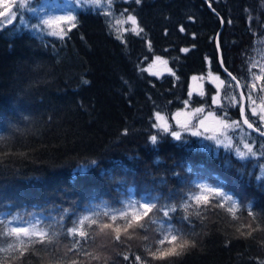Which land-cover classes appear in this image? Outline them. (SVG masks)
I'll return each mask as SVG.
<instances>
[{"label": "trees", "instance_id": "16d2710c", "mask_svg": "<svg viewBox=\"0 0 264 264\" xmlns=\"http://www.w3.org/2000/svg\"><path fill=\"white\" fill-rule=\"evenodd\" d=\"M114 5L137 17L142 35L124 32L121 43L108 17L90 6L75 10L77 26L64 40L25 28L18 17L0 28V219L35 213L50 223L63 208L90 214L88 208L103 201L113 209L128 199L175 204L191 195L187 189L198 181H207L237 201V218L226 209L198 208L194 202L187 211L178 208L173 215H190V223L170 222L195 248L153 260L143 234L160 235L161 220L150 214L145 227L122 231V244H115V233H110L102 251L98 236L86 251L101 260L81 254L80 264H133L141 254L150 264H264V177L257 179L264 137L247 130L258 155L241 160L192 135L178 141L152 126L154 114L169 116L189 99L192 76L227 77L220 69L221 55L224 69L238 79L246 76L245 57L264 29V0H141L139 5L128 0ZM155 56L167 61L170 73L147 72ZM204 94L192 95L191 104H210L208 83ZM229 113L240 121L237 108ZM152 135H158L155 145ZM249 210L259 215L254 219ZM72 218H66L68 226ZM116 223L123 228V220ZM11 255L0 253V260ZM30 264H48V258H33Z\"/></svg>", "mask_w": 264, "mask_h": 264}, {"label": "snow or ice", "instance_id": "6c2138e0", "mask_svg": "<svg viewBox=\"0 0 264 264\" xmlns=\"http://www.w3.org/2000/svg\"><path fill=\"white\" fill-rule=\"evenodd\" d=\"M87 2L94 6H101V0H87ZM113 2L114 0H107L109 8H111ZM134 3L139 5L141 0H134ZM24 6L23 2L19 5L21 8ZM209 6L211 7V4ZM2 9L0 17L16 15L15 12L11 11L12 4L8 3L7 0L2 4ZM105 15L109 14L105 13ZM121 17L115 20V24L121 26L116 29L120 33L116 36L117 40L124 43L122 33L128 31L135 35H142L144 29L138 25L135 15L125 9L121 13ZM75 19L71 15L59 18H42L39 25H32V28L40 29V25H43L45 28L52 29V31L47 32V35L64 40L68 33L73 28H76ZM8 22L11 23V19ZM63 22L70 23L67 32L63 28L58 27ZM221 23H224V21H221ZM227 23H231V21H227ZM124 24H130L132 27L130 29L123 28ZM180 30L182 32L185 31L184 28ZM40 31H43V29H40ZM216 48L217 50H222V44L219 41L216 43ZM149 50L151 51V44H149ZM181 51L188 52L189 49L184 48ZM155 59L167 64V61L162 60L160 56H156ZM212 59L214 60L215 57ZM249 63L253 69L259 67V74L251 72L250 69L253 80L251 85L246 82L242 84L240 79L237 76H233L231 72H228V77H231L230 80H222L219 76H215L213 79L218 80L220 85L225 86V88L245 89L239 96L230 97L229 105L238 109L240 121L247 129L257 133L259 137H264V96H254L256 92H264V86L257 88L255 83L257 81L264 82V64L258 65L255 60H250ZM220 65L222 67L225 66L222 55ZM225 71L227 72L226 67ZM193 79L196 78L194 77ZM243 79L247 81V77ZM233 81H235V84H233ZM84 83H87V81H84ZM199 95L204 97L205 94L201 91ZM211 99L212 104L216 106L212 110L206 111V108L201 106L192 109L187 114L188 118L183 121L179 119L182 115L181 112L176 113L172 118L176 120V124L179 127L186 132H190L192 136L211 133L210 135H204V139L214 141L217 146L222 145L225 150L234 153L241 160L257 157L258 153L254 150L253 144L245 140L242 135H237L238 132L243 133L244 129L240 121L231 120L229 117L227 111L229 105L221 103L219 88L217 89V95L212 96ZM245 99L248 103H245ZM257 99L260 100L259 104H257ZM190 103H195L191 92H189V99L184 100L185 107ZM204 104H207V100L204 101ZM258 108L259 111H257ZM249 109L251 110V116L248 115ZM253 117H256V119H253ZM210 119L215 121L216 127L210 128L208 126L207 121ZM163 120L164 117L157 112L156 121ZM152 126L170 134L175 140L183 139L179 131L170 129L166 123H154ZM221 137L223 138L221 139ZM150 141L155 145L158 142V135H152ZM241 144L246 151L241 149ZM261 147H264V145H261ZM259 155L264 157V151L260 152ZM90 163L95 164V161H90ZM259 167L261 168V176L257 177L258 180L264 177V163L259 164ZM196 189H199V192ZM187 191L191 195L182 196L175 204H161L159 201L145 203L129 199L127 202L122 201L120 208L113 209L107 201H103L100 204L89 207L88 212L90 214H77L72 208H63L57 216L50 217V223L40 220L35 213H18L12 219L5 217L0 219V253H12V255L5 260H0V264H8L9 260L13 261L14 264H30L33 258L43 260L44 257L48 258V264H80L79 257L81 254L90 257L91 260L100 261L101 256L98 253L86 251L88 247L95 245L98 236L109 237L110 233L105 230H111L112 233H115L114 237H111L115 244H122L124 242L122 231L123 233H128L130 229L136 231L145 227L147 224L145 217H150V214L158 216L161 220V227L158 230L160 233L158 236L143 234V239L147 244L145 250L148 254L153 260H165L182 256L195 248L196 244L182 229L177 228L170 222L174 219H179L181 222L190 223V215L183 217L173 215L178 208H184L187 211L192 206L190 202H194L198 208L202 204L210 207L216 206L226 209L227 213L232 214L233 219L237 218L236 211L238 208L237 201L223 192L221 187L199 183L195 184L191 189H187ZM246 207L250 209L251 205ZM161 212L162 215H159ZM196 215L199 216V212ZM248 215L255 219L259 214H254L249 210ZM69 216L73 217L71 226L66 224V218ZM104 218L111 222H105ZM118 219L124 221L123 228H121L119 223H116ZM14 220H18L22 226H13ZM237 232L240 235H244L239 229H237ZM69 253H71V257H69ZM123 260L129 261V256L125 255ZM105 264H107V261H105ZM133 264H150V262L141 254L135 256Z\"/></svg>", "mask_w": 264, "mask_h": 264}, {"label": "rangeland", "instance_id": "374dc122", "mask_svg": "<svg viewBox=\"0 0 264 264\" xmlns=\"http://www.w3.org/2000/svg\"><path fill=\"white\" fill-rule=\"evenodd\" d=\"M124 2V1H128V0H114L111 8L108 7L107 4V0H101V6H94L91 3L87 2V0H7L8 3L12 4V9L11 11L15 12L16 15L15 16H7V17H0V28L4 27L5 25H9L13 22V20L18 17L19 18V24L23 25L25 28L31 29L34 32L37 33H44L47 34V32L52 31V29H48L45 28V26L40 25V29H43V31H40V29H33L32 25H39V22L42 18H59V17H64V16H74V12L76 9H82L85 7L90 6L93 9H98L100 10L102 13H108L109 15H106L108 17V20L111 24V26L114 28V30L116 31L117 28L121 27L119 25L115 24V20L116 19H120L121 17V13L124 12L125 8H121L119 7V9H116V6L114 5L115 2ZM5 2V0H0V11H2V4ZM23 2V4L25 5L23 8L19 7L20 3ZM25 14L31 16H34L33 21H28V19L25 18ZM9 19H11V23H9ZM59 28H63L64 31L66 32V30L70 27V23L69 22H63L61 23L59 26ZM123 28H128L130 29L132 26L130 24H124L122 26ZM117 34H120L116 31ZM124 33V32H123ZM156 57V56H155ZM155 57H153V59L147 64V66H145V69L147 70L148 73L157 75V76H161L163 74H167L170 73V68L167 64H163L159 61H156ZM162 60H165L164 58L161 57ZM250 60H255L258 65H262L264 64V29L261 30V34L256 37L253 42H251V47H250V51L247 57H245V63L244 66L246 68V76L247 77V81H245L243 78H240L241 83H248L249 85H251V83H253L251 74H250V69L251 72H256L257 74H259V67L257 68H251V65L249 63ZM166 61V60H165ZM215 76H219L220 79L224 80L227 79L229 80V78L227 77H222L218 74H212L210 75V73H206L205 75H201V76H192L189 80V92L192 93V95H196V96H200L199 93L201 91L204 92V88H205V83H208L209 89H210V104L208 105H203V104H198V105H193V104H189L187 107H185L184 102L181 105V107L179 109H177L176 111H174L173 113H171L169 116H165L160 114L161 116L164 117L163 121H156V114H154V123H161L164 124L166 123L170 129H174L176 131H179L181 133V136L183 135H191L190 132H186L184 131L181 127H179L176 124V120L173 119L172 117L175 116L176 113L181 112L182 115L179 117L180 120H185L188 118L187 114L189 112L192 111V109L196 108V107H201L204 106L207 110H212L214 109L216 106L212 104V99L211 97L214 95H217V89H220V97H221V103L224 105H229V98L232 96H239V92H238V88H225V86L220 85L218 80L213 79V77ZM196 79H193V78ZM257 84V88L264 86V82L261 81H257L255 82ZM233 84H235L233 82ZM245 91L244 88H241V92ZM254 96H264V92H256L254 93ZM245 103H248V101L245 99ZM260 103V100L257 99V104ZM211 106V107H209ZM233 108L229 105L227 111H228V115L231 118V120H237L239 121V119L234 118L231 116V114L229 113V110ZM238 110V109H237ZM257 111H259V108L257 109ZM248 115L251 116V110L249 109L248 111ZM253 119H256V117H253ZM207 124L210 128H214L216 127V123L214 120H209L207 121ZM242 125V124H241ZM243 127V126H242ZM159 129V128H157ZM244 131L243 133H237V135H242L244 137L245 140H248L249 142H251L254 146L255 143V139L254 137H252L249 132L243 127ZM161 130V129H159ZM162 131V130H161ZM211 133H204V135H210ZM204 135L201 136H194L197 137L202 143L207 144L209 146H214V147H222L224 148L222 145L221 146H217L214 141H209V140H205L204 139ZM172 137V136H171ZM223 137H221L222 139ZM251 138V139H249ZM242 150L243 149V145H240ZM254 148V147H253ZM199 183H203L209 186H213L211 183L207 182V181H198ZM223 191V190H222ZM197 192H199V189L197 190ZM224 192V191H223ZM226 193V192H225ZM228 194V193H227ZM129 200V199H128ZM128 200H126L125 202H127ZM133 200V199H131ZM141 202H145L146 201H141ZM13 226H22V225H18L16 223L13 222ZM109 233H112L111 230H105ZM103 238V242L102 244H104V247H102V251H104L106 249V247L109 245L108 243V237H104Z\"/></svg>", "mask_w": 264, "mask_h": 264}, {"label": "water", "instance_id": "95a60500", "mask_svg": "<svg viewBox=\"0 0 264 264\" xmlns=\"http://www.w3.org/2000/svg\"><path fill=\"white\" fill-rule=\"evenodd\" d=\"M207 6L209 7V4H207ZM219 59H220V57H219ZM220 67H221V71H222V73L228 77V71L226 72L225 69H224L221 65H220ZM228 78L231 79V77H228ZM233 82L235 83V81H233ZM238 92L241 93V88H238ZM239 116H240V113H239ZM241 123H242V121H241ZM242 125H243V124H242ZM243 127H244L246 130L252 132L250 129H247L246 126L243 125ZM253 133H254V132H253ZM255 134H257V133H255ZM257 135H258V134H257Z\"/></svg>", "mask_w": 264, "mask_h": 264}, {"label": "bare ground", "instance_id": "6f19581e", "mask_svg": "<svg viewBox=\"0 0 264 264\" xmlns=\"http://www.w3.org/2000/svg\"><path fill=\"white\" fill-rule=\"evenodd\" d=\"M219 65H220V59H219ZM220 69H221V67H220Z\"/></svg>", "mask_w": 264, "mask_h": 264}]
</instances>
